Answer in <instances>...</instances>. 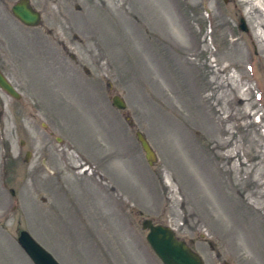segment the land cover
Returning <instances> with one entry per match:
<instances>
[{
    "label": "rangeland",
    "instance_id": "374dc122",
    "mask_svg": "<svg viewBox=\"0 0 264 264\" xmlns=\"http://www.w3.org/2000/svg\"><path fill=\"white\" fill-rule=\"evenodd\" d=\"M19 1L0 0L21 96L0 89V264H33L22 231L60 264H163L147 219L205 264H264V0H30L35 28Z\"/></svg>",
    "mask_w": 264,
    "mask_h": 264
},
{
    "label": "water",
    "instance_id": "95a60500",
    "mask_svg": "<svg viewBox=\"0 0 264 264\" xmlns=\"http://www.w3.org/2000/svg\"><path fill=\"white\" fill-rule=\"evenodd\" d=\"M12 12L15 18L27 27H37L42 20L41 14L31 6L29 0H21L13 7ZM0 88L16 100L21 99L20 94L1 71ZM113 105L119 110L127 108L126 103L119 96L113 98ZM137 137L148 163L153 165L156 158L150 143L141 133H138ZM11 193L14 195L13 190ZM142 225L144 230L149 231L147 242L163 264H205L202 257L185 241L180 240L170 227L155 225L150 219L145 220ZM18 242L33 264H59L28 232L22 231Z\"/></svg>",
    "mask_w": 264,
    "mask_h": 264
}]
</instances>
